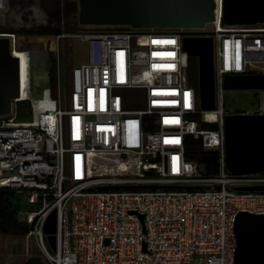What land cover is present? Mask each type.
I'll list each match as a JSON object with an SVG mask.
<instances>
[{
  "label": "built area",
  "instance_id": "obj_1",
  "mask_svg": "<svg viewBox=\"0 0 264 264\" xmlns=\"http://www.w3.org/2000/svg\"><path fill=\"white\" fill-rule=\"evenodd\" d=\"M7 4L0 0V12ZM6 35L16 43V34ZM67 36L88 45L87 63L69 69L67 97L58 55L44 98H29L28 68L26 99H14L12 115L0 119V190L39 205L19 213L27 237L48 264H235L237 216L264 215V190L237 188L264 187V172L227 171L224 80L264 74V26L225 25L223 0H213L206 31L86 29L58 37ZM186 36L214 38V110L200 108L189 79ZM23 102L30 121L17 120ZM189 136L220 153L217 175L188 159ZM55 211L52 249L45 227Z\"/></svg>",
  "mask_w": 264,
  "mask_h": 264
},
{
  "label": "water",
  "instance_id": "obj_2",
  "mask_svg": "<svg viewBox=\"0 0 264 264\" xmlns=\"http://www.w3.org/2000/svg\"><path fill=\"white\" fill-rule=\"evenodd\" d=\"M77 6V27L130 29L133 31H206L213 19V0H69ZM223 21L229 27L264 26V0H223ZM0 36V119L12 115L13 100L21 97V63L15 55L18 40ZM183 50L198 63L200 108H216L215 41L212 36L183 38ZM29 59L31 100L43 99L51 88L49 48L26 49ZM226 90L259 91V113H229L225 116L224 140L227 171L233 175L264 172V74L225 76ZM239 190H264L240 187ZM57 212L49 217L45 233L56 248ZM235 264H264V215L240 213L235 222Z\"/></svg>",
  "mask_w": 264,
  "mask_h": 264
},
{
  "label": "rangeland",
  "instance_id": "obj_3",
  "mask_svg": "<svg viewBox=\"0 0 264 264\" xmlns=\"http://www.w3.org/2000/svg\"><path fill=\"white\" fill-rule=\"evenodd\" d=\"M42 0H10L11 10L7 14L0 16V33L16 34L19 44V51L26 49L58 48L54 63L58 55L61 57V74L63 80V94L68 95L67 76L69 69L78 67L88 61V45L79 37L59 38L53 35H27L24 32L36 30L38 26H47L52 22V4H46L47 10H28L35 8ZM43 3V2H42ZM61 3V27L64 34L73 33L76 30L77 12L67 14L65 8L66 0ZM26 9V10H25ZM80 31V30H79ZM261 102V104L259 103ZM262 105V94L259 91L226 90L225 107L227 111L240 110L241 112L256 113L258 107ZM261 108L258 112H261ZM32 113L30 103H22L18 106L17 120L30 121ZM16 203L21 204L23 211L39 209V205H34L29 194L17 196ZM53 251L52 249H50ZM33 257L42 258L48 264L46 258L37 246L34 238L23 236L21 232L5 235L0 234V264H25Z\"/></svg>",
  "mask_w": 264,
  "mask_h": 264
},
{
  "label": "trees",
  "instance_id": "obj_4",
  "mask_svg": "<svg viewBox=\"0 0 264 264\" xmlns=\"http://www.w3.org/2000/svg\"><path fill=\"white\" fill-rule=\"evenodd\" d=\"M44 4H52L53 10H56L51 17L55 19L58 26H52V22L49 23V26L39 27L33 31L24 32L27 35H53L60 36L63 35V28L61 27V3L60 0H43ZM66 10L67 14L76 11L77 6L75 3L66 0ZM77 31L81 30L76 26ZM189 79L191 83L195 86L198 85V63L194 58L189 59V69H188ZM29 103V102H23ZM261 104V102H259ZM22 104V103H21ZM261 108L258 107L256 113ZM230 113H240V110L228 111ZM206 117V118H216V116ZM207 115V116H208ZM199 140L194 138L193 136H189L187 139V156L190 160H197L202 163L206 167V175L214 176L218 174L219 171V163H220V153L219 152H204L200 149ZM21 194H17L15 192L3 191L0 190V234L11 235L18 232H21L23 236H27L30 232V226L28 224H23L19 222V213L22 212L21 204L14 202L17 196ZM25 264H47L43 261L42 258L33 257L26 261Z\"/></svg>",
  "mask_w": 264,
  "mask_h": 264
},
{
  "label": "bare ground",
  "instance_id": "obj_5",
  "mask_svg": "<svg viewBox=\"0 0 264 264\" xmlns=\"http://www.w3.org/2000/svg\"><path fill=\"white\" fill-rule=\"evenodd\" d=\"M15 55L20 59L21 63V100L26 99V86H27V79H28V68H29V59L27 57V53L22 51H15ZM262 106V105H261ZM259 113V112H258ZM215 116V114H212ZM212 117L208 115L207 117Z\"/></svg>",
  "mask_w": 264,
  "mask_h": 264
},
{
  "label": "flooded vegetation",
  "instance_id": "obj_6",
  "mask_svg": "<svg viewBox=\"0 0 264 264\" xmlns=\"http://www.w3.org/2000/svg\"><path fill=\"white\" fill-rule=\"evenodd\" d=\"M52 26H58L55 19L52 20ZM49 26V24L47 25ZM39 27H46V26H38ZM33 31V30H32ZM49 50L51 51V54H50V62H51V71L53 70V65H54V60H55V54L56 52H60V47L58 46V48L54 49V48H49Z\"/></svg>",
  "mask_w": 264,
  "mask_h": 264
},
{
  "label": "crops",
  "instance_id": "obj_7",
  "mask_svg": "<svg viewBox=\"0 0 264 264\" xmlns=\"http://www.w3.org/2000/svg\"><path fill=\"white\" fill-rule=\"evenodd\" d=\"M42 2H43V0H42ZM42 2H39L38 4L39 5H37L35 8H30V9H28V10H47L45 7V4H44V2L42 3ZM9 10H11V7H10V0H8V4H7V8L5 9V11H3V12H0V16H3L4 14H7L8 12H9ZM26 10V9H25ZM1 23V22H0ZM1 26V25H0ZM32 36V35H31Z\"/></svg>",
  "mask_w": 264,
  "mask_h": 264
}]
</instances>
